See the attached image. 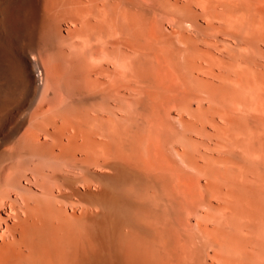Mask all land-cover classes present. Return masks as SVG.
I'll return each instance as SVG.
<instances>
[{
    "label": "bare ground",
    "instance_id": "bare-ground-1",
    "mask_svg": "<svg viewBox=\"0 0 264 264\" xmlns=\"http://www.w3.org/2000/svg\"><path fill=\"white\" fill-rule=\"evenodd\" d=\"M263 48L264 0H0V264H264Z\"/></svg>",
    "mask_w": 264,
    "mask_h": 264
},
{
    "label": "rangeland",
    "instance_id": "rangeland-1",
    "mask_svg": "<svg viewBox=\"0 0 264 264\" xmlns=\"http://www.w3.org/2000/svg\"><path fill=\"white\" fill-rule=\"evenodd\" d=\"M263 49H264V48H263ZM201 79L208 80L207 78H203V77H201Z\"/></svg>",
    "mask_w": 264,
    "mask_h": 264
}]
</instances>
